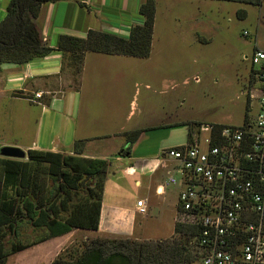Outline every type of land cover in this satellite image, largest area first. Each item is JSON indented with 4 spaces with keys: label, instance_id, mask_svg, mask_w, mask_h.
<instances>
[{
    "label": "rangeland",
    "instance_id": "rangeland-1",
    "mask_svg": "<svg viewBox=\"0 0 264 264\" xmlns=\"http://www.w3.org/2000/svg\"><path fill=\"white\" fill-rule=\"evenodd\" d=\"M243 8L247 10V17L239 18L238 11ZM256 48L264 50V0L257 6L220 0H157L151 55L133 59L126 56V69L132 72L127 78L121 76L125 73L121 64L115 63L114 102L119 106L114 108V119L126 123L133 111L127 124L130 126L142 120L145 123L148 118L183 122L151 132L152 138L143 137L136 153L154 156L162 148L187 144L191 127L196 128L198 122L239 126L247 115L255 117L258 102L249 99L246 91L252 84L251 57ZM65 72L70 73L71 86L76 91L78 85L81 86V77L78 83L69 68ZM97 82L100 80L87 82L82 107L75 92L63 93L66 85L60 92L45 96L47 102L42 99L32 102L10 95L0 97V147L13 143L27 150L25 145L39 140L40 127L39 145L43 150H51L58 137L66 146H72L76 135L72 136V126L63 116L67 105L69 110L72 104L76 112L80 109L82 119L103 120L107 116L101 107L95 109L97 102L90 86H99ZM147 83L152 89L146 88ZM30 96L34 98L35 95ZM68 96L75 98L76 104ZM42 104L48 110L41 122ZM120 182L129 184L128 181L124 183L125 179ZM175 187L167 188V200L155 194L154 188L150 191V209L143 223L146 235L152 239L167 238L172 233L171 205L176 201ZM140 193L142 197L148 196L144 189ZM75 230L67 236L51 238L18 251L8 257L7 264H50L67 247L76 246L87 237L100 236L96 231ZM41 235V231L26 224L21 239L28 242ZM191 264H203V261L200 258Z\"/></svg>",
    "mask_w": 264,
    "mask_h": 264
},
{
    "label": "trees",
    "instance_id": "trees-1",
    "mask_svg": "<svg viewBox=\"0 0 264 264\" xmlns=\"http://www.w3.org/2000/svg\"><path fill=\"white\" fill-rule=\"evenodd\" d=\"M53 1L10 0L5 18L0 21V67L21 66L60 52L62 67L58 75L69 68L75 82L80 83L78 77L88 52L136 58L151 55L157 0L141 4L140 22L131 26L128 36L91 29L86 37L60 35L56 45L50 46L42 37L37 19L43 5ZM220 1L254 6L263 3ZM238 16L246 18L247 10H239ZM79 89L80 85L76 90ZM13 95L31 98L21 90ZM149 130L125 132L128 147L119 154H131L132 146ZM87 141L76 139L67 152L28 149L26 159L0 155V264H7L8 257L18 251L75 229H99L109 162L85 157ZM26 224L42 235L33 241H22ZM197 237V227L182 222L176 223L174 234L167 238L87 237L61 251L50 264H191L201 256Z\"/></svg>",
    "mask_w": 264,
    "mask_h": 264
},
{
    "label": "crops",
    "instance_id": "crops-1",
    "mask_svg": "<svg viewBox=\"0 0 264 264\" xmlns=\"http://www.w3.org/2000/svg\"><path fill=\"white\" fill-rule=\"evenodd\" d=\"M144 1L145 0H54L53 2L43 5L37 23L44 41L50 46L56 45L60 35L67 34L77 37H86L88 31L91 29L128 36L131 26L140 22L139 8ZM9 2L10 0H0V21L5 18L6 8ZM125 57L126 56L122 55L114 56L88 52L85 57L79 91H75L72 88V77L70 73L65 72L61 76L58 75L62 67L60 52H54L44 58H36L30 63L21 66L13 65L6 67V65H3L0 67V97L10 95L12 98H22L14 96L13 92L21 90L32 95L35 92L42 91L44 92V96L40 99L47 102L45 96L60 92V90L63 89V85H66V89L62 90L63 93L75 92L79 96L78 102L80 107H82L84 105L82 94L87 89V87L85 88L87 82L92 79H94V82L97 79L100 80V82H97L100 84L99 86L92 85L90 87L93 88L94 101L97 102L95 109L101 107V110L106 111L104 114L107 116L104 119L102 118L103 120L98 118L90 119L88 117L82 119L81 110L79 109L78 112H76V107L73 104L70 110L68 109L69 105L65 107L63 116L67 118L68 123L72 126V136L76 135L74 139L88 140L84 156L90 158H103L109 162L100 225L96 232L102 237H132L145 240L152 239L146 235L147 233H145L146 231L144 228L146 226H144L143 223L150 209V191L154 188L155 194L163 197V200H167L165 196L167 195V188L174 186L167 184L168 172L172 162L168 161L165 165L161 163L160 153L165 148H162L158 155L149 156V154L145 155V153L137 154L136 147L143 137H154V134L151 132L176 125L180 122L182 123L183 120L148 118L145 123H143L142 120L130 126L127 124L133 117L131 116L133 111L127 116L125 120L126 123L114 119V108L119 106V103L114 102V86L117 87V85H114L115 63H120L121 68L125 71V73L121 75L122 78H127L129 73H132L131 71L128 72L126 69L127 60H124ZM116 58L118 60H116ZM53 62H55V64H51ZM118 74H121V70H118ZM145 85L147 89H152L150 83ZM70 99L76 104L75 98L73 99L71 96ZM42 106L41 122L43 121L45 111L48 110L44 104H42ZM85 124L86 127L84 128ZM140 128L150 130L144 132L140 139L132 146L131 154L127 153L125 156L120 155L119 152L128 147L123 134L127 131ZM40 129L38 131L39 140L41 136ZM39 140L32 143V145H25L27 146V150L42 149L39 145ZM54 142L55 145L51 150L60 152H67L70 150L71 145L66 146L62 138L58 137ZM2 145L5 146L4 144ZM8 145L16 144L8 143ZM65 147L69 148L63 149ZM21 148L25 149V147L22 146ZM122 179H125L124 183L128 181L129 184L120 182ZM159 187H164L161 193H158V191L161 190ZM175 188L177 189V195L176 201L174 200L171 205L173 217L171 222L172 233L170 236L175 232V225L179 217L177 204L181 187L177 186ZM143 189L147 191L148 196H141L140 192ZM135 196H137V198H135ZM140 199L147 200L148 212L145 214L140 213L138 210L137 202ZM71 233L63 236H67ZM46 242H48V240ZM48 248L49 245L46 246V249Z\"/></svg>",
    "mask_w": 264,
    "mask_h": 264
},
{
    "label": "built area",
    "instance_id": "built-area-1",
    "mask_svg": "<svg viewBox=\"0 0 264 264\" xmlns=\"http://www.w3.org/2000/svg\"><path fill=\"white\" fill-rule=\"evenodd\" d=\"M251 63L246 94L258 102L255 117L218 128L202 122L187 144L160 153L163 165L172 162L167 184L181 187L178 221L197 227L203 264H264V50ZM34 95L37 102L44 92ZM137 207L147 213V200Z\"/></svg>",
    "mask_w": 264,
    "mask_h": 264
},
{
    "label": "water",
    "instance_id": "water-1",
    "mask_svg": "<svg viewBox=\"0 0 264 264\" xmlns=\"http://www.w3.org/2000/svg\"><path fill=\"white\" fill-rule=\"evenodd\" d=\"M0 155L3 157L26 159L28 151L18 145H5L0 149Z\"/></svg>",
    "mask_w": 264,
    "mask_h": 264
}]
</instances>
